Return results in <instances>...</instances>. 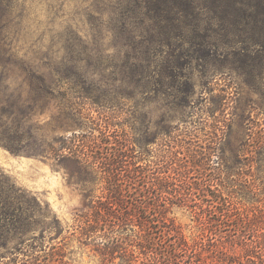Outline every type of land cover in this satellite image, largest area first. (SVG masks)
<instances>
[{"label":"rangeland","instance_id":"rangeland-1","mask_svg":"<svg viewBox=\"0 0 264 264\" xmlns=\"http://www.w3.org/2000/svg\"><path fill=\"white\" fill-rule=\"evenodd\" d=\"M4 3L0 0V51L7 45ZM25 7L28 16L16 22V63L0 61V186L13 198L8 227L0 221V239L11 241L0 248V264L13 258L17 264H127L120 251L105 258L99 246L109 222L98 219L97 211L112 182L123 188L129 211L142 214L147 226L152 222L157 237L156 222L165 221L191 242L213 239L226 252L224 264L245 262L241 239L232 238L239 229L221 231L210 211L230 204L244 219L264 222V163H259L264 151L257 148L264 142V83H250L230 65H212L206 73L193 62L180 69L175 83L178 105L167 80L134 96H107L106 107L69 108L58 98L41 108L28 96L22 54L46 33L49 14L36 0ZM74 7L68 0L61 6L55 30H62ZM67 139L95 166L64 158L70 152L62 147ZM107 139L125 150V176L116 165L111 182L98 162L111 153ZM210 147L215 155L208 160ZM144 206L149 212H141Z\"/></svg>","mask_w":264,"mask_h":264},{"label":"trees","instance_id":"trees-1","mask_svg":"<svg viewBox=\"0 0 264 264\" xmlns=\"http://www.w3.org/2000/svg\"><path fill=\"white\" fill-rule=\"evenodd\" d=\"M4 1L7 45L0 51V61L6 60V65L16 63V25L28 15L27 0L22 5L18 0ZM57 1L62 6L67 0H36L38 5L47 6L46 33L39 34L35 46L22 54L28 96L41 108L50 99L58 98L69 108H83L86 103L106 107L111 104L107 96H134L137 91L156 90L149 88L154 81L166 86L167 80L168 87L175 91L172 102L178 105L180 85L175 83L180 69L193 62L206 73L209 66L230 65L237 76L250 83H264V0H68L74 3L75 11L62 30H55L61 11V6L56 8ZM103 135L110 137L105 130ZM107 140L105 147L113 155L98 158V162L111 182L116 165L122 167L120 173L126 171L122 159L125 150L116 149L114 142ZM63 143L62 147L70 149L64 158L85 166L97 163L89 160L87 153L72 150L68 139ZM257 146L264 151V142ZM208 154L211 160L215 147H210ZM259 163H264V156ZM115 183H110L108 200L97 211L98 219L109 222V229L104 228L109 234L99 243L105 258L120 251L127 264H224L226 252L211 238L191 242L179 228H169L160 220L156 222L157 237L152 222L147 226L142 214L129 211L124 190L116 188ZM161 193L155 196L162 198ZM12 199L0 186V221H5V228L11 219L7 209L13 205ZM152 209L157 212L156 206ZM141 212L149 210L144 206ZM210 212L217 215L221 231L239 229L232 238L241 239L246 261L237 260L238 264H264V222L244 219L230 204ZM230 221L240 222V227ZM10 242L0 239V248H8ZM9 264L17 262L13 258ZM23 264L36 262L28 260Z\"/></svg>","mask_w":264,"mask_h":264}]
</instances>
